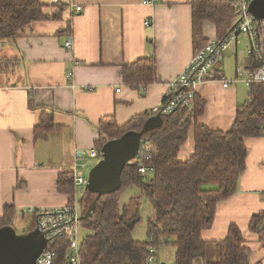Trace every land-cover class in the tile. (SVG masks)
Listing matches in <instances>:
<instances>
[{"label": "crops", "instance_id": "0c3cea01", "mask_svg": "<svg viewBox=\"0 0 264 264\" xmlns=\"http://www.w3.org/2000/svg\"><path fill=\"white\" fill-rule=\"evenodd\" d=\"M154 1L41 0L44 19L33 21L14 40L0 38V58L17 60L12 69L0 71V217L7 205H15L16 218H28L33 217L30 209L69 204L77 190L59 192V174L72 171L74 176H87L92 162L100 159L97 151L91 152L100 120L115 115L123 125L163 103L170 81L195 53L193 0ZM204 35L207 40L217 37L216 26L205 22ZM69 36L72 50L64 47ZM151 55L157 60V80L148 85L125 82L123 65ZM245 56L238 46L229 49L215 66L216 77L196 88L206 101L199 123L220 130L233 126L238 105L249 96V85L239 81L225 86L218 76L234 79L236 71L227 73L225 61L237 67ZM69 70H73L72 77L67 76ZM42 109L51 110L61 127L35 140ZM245 142L247 168L239 189L217 204L212 226L202 232L208 243L206 261L219 259L216 243L236 224L252 250L250 264H264V222L258 231L250 225L255 214L264 213V135L246 137ZM78 150L85 151L83 158L77 159ZM194 150L192 128L179 158L188 159ZM152 213L153 208H146L144 217ZM134 237L146 239L139 230ZM165 250L159 251V257L171 264Z\"/></svg>", "mask_w": 264, "mask_h": 264}, {"label": "trees", "instance_id": "16d2710c", "mask_svg": "<svg viewBox=\"0 0 264 264\" xmlns=\"http://www.w3.org/2000/svg\"><path fill=\"white\" fill-rule=\"evenodd\" d=\"M46 17L41 0H0V38L14 40L33 21ZM235 0H193V41L195 50L208 40L204 35L205 22L216 26L217 37L225 36L236 21ZM246 64L253 67L251 60ZM17 60L0 58V71L12 69ZM124 81L131 85H148L157 80V60L154 55L142 57L123 65ZM165 103L167 98H165ZM190 106L182 104L169 114L144 112L120 125L115 115L103 117L96 126L99 137L95 149L101 158L104 144L120 138L131 130L140 131L149 117L160 114L164 124L144 133L148 140L144 150L152 154L145 164L153 167L150 176L140 173L138 164L129 163L121 172L118 189L103 193L85 186L80 200V223L88 233L80 241L82 264H153L149 261L154 249L155 264H162L159 251L172 245L176 249L174 264H250L252 250L245 245L242 230L232 224L227 237L216 243L217 261H206L208 243L203 230L212 226L217 204L233 196L247 168L246 137L264 135V82L249 86V96L239 104L233 126L229 130L212 129L199 123L206 101L197 92L190 98ZM30 104L35 107L33 99ZM51 110L42 109L34 128V138H43L59 129ZM194 130L195 150L186 160L179 158L190 129ZM58 191L73 194L77 187L72 171L59 174ZM132 186L141 190L153 206L147 217L145 240H137L134 231L142 221L139 205L127 203L121 207L123 192ZM140 196L132 199H140ZM75 198H70L73 203ZM95 202V209L90 211ZM133 202V201H132ZM30 212L35 221L38 210ZM17 215L15 205H7L0 217V229L13 226ZM264 213L255 214L251 229L258 231ZM29 227L27 231L34 230ZM56 250L54 264H69L66 259L70 247L66 238L52 243Z\"/></svg>", "mask_w": 264, "mask_h": 264}, {"label": "built area", "instance_id": "2783aa9c", "mask_svg": "<svg viewBox=\"0 0 264 264\" xmlns=\"http://www.w3.org/2000/svg\"><path fill=\"white\" fill-rule=\"evenodd\" d=\"M59 2V0H53ZM154 0H144V3H154ZM251 0H235L236 5V21L232 29L223 37H213L209 39L202 47L195 50L194 56L186 68L169 83L170 90L166 96L167 102L160 106L154 107L151 112L169 114L178 109L182 104L190 106V98L195 94L196 88L203 82L213 79L215 76V66L219 59L231 48L242 43L241 36L246 39V58L242 64L237 65L236 75L234 79H228L224 74L219 75L225 86L243 81L249 86L254 82H264V19L259 20L249 11ZM77 11H81V6H76ZM75 10V11H76ZM151 21H147V24ZM67 50H72L73 40L68 37L64 42ZM250 59L253 67L246 64ZM68 77L73 76V70L67 72ZM119 90V89H118ZM148 140L142 139L140 150L137 156L130 162L138 164L140 173L144 176H150L153 173V167L145 164V160L150 159L152 154L146 152ZM92 153L96 149L91 150ZM84 150L77 151V159L83 158ZM77 164L73 170L76 171ZM76 186L88 185V176L77 173L74 176ZM76 196V195H75ZM81 205L75 197L73 203H69L63 207L42 208L38 210L36 217V227L45 232L48 245L38 257L36 264H54L56 258V250L52 243L59 238H66L70 245L66 259L69 264H82L80 255L79 225L81 218ZM34 212V209H30ZM155 250H151L149 261L156 263L154 256Z\"/></svg>", "mask_w": 264, "mask_h": 264}, {"label": "water", "instance_id": "95a60500", "mask_svg": "<svg viewBox=\"0 0 264 264\" xmlns=\"http://www.w3.org/2000/svg\"><path fill=\"white\" fill-rule=\"evenodd\" d=\"M249 11L257 19H264V0H251ZM164 124L160 114L148 118L140 131L131 130L107 141L101 149V158L91 168L88 175L90 190L97 191L98 199L103 193L119 188L121 172L138 154L144 133ZM95 209V202L90 211ZM45 232L38 228L19 233L15 227L0 229V264H36L38 257L48 245ZM166 264V263H162Z\"/></svg>", "mask_w": 264, "mask_h": 264}, {"label": "rangeland", "instance_id": "374dc122", "mask_svg": "<svg viewBox=\"0 0 264 264\" xmlns=\"http://www.w3.org/2000/svg\"><path fill=\"white\" fill-rule=\"evenodd\" d=\"M241 39H242V43L240 45H238V48H239L240 54L245 55L246 54V39L244 36H241ZM232 48H235V45L231 46L230 49H232ZM224 66H225V70L227 71V73H229V71H231L232 69L236 71V66L234 67V64L231 62L225 61ZM97 161L98 160H95L94 162H92L89 170L85 172L87 174V176L89 175L91 168L95 165V163ZM84 190H85L84 185H79L77 187L76 198L79 202L83 196ZM134 195H136V196L141 195V197H140V199L130 198L129 203H131V204L133 203L134 206H137V204H138L139 208H140V213L142 216V221L137 225V227L135 229V235H137V231L139 230L141 232V235H142L141 238L145 239L146 238V228H147V217H144V214H145L146 208H148L150 210L151 208H153V206H152L151 202L148 200V198L145 195L141 194V190L138 187L132 186V187L127 188L123 192V194L121 195V198H120L121 207L123 206V204L125 202H127L129 197L134 196ZM35 224H36V221H35L34 217L29 216L28 218H22L21 216H19L18 218L15 219L14 225H15V229L19 233H23V232L27 231L29 229V227H31V225H32V227H34ZM78 231H79L78 237H79V240L81 241L83 239V237L88 233V230H86L83 226H81V223H80ZM164 249H166L165 253L168 255V257L171 258V260L170 259L168 260V263L172 264L174 259H175V251H174L175 248H174V246L168 245V246L162 247L160 251H163ZM161 257L164 258L163 253H161ZM160 261L163 263L162 259H160Z\"/></svg>", "mask_w": 264, "mask_h": 264}]
</instances>
